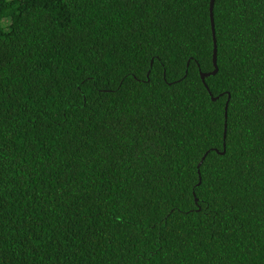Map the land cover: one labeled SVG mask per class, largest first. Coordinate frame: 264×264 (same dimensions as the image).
<instances>
[{
    "label": "trees",
    "instance_id": "1",
    "mask_svg": "<svg viewBox=\"0 0 264 264\" xmlns=\"http://www.w3.org/2000/svg\"><path fill=\"white\" fill-rule=\"evenodd\" d=\"M208 1L0 0V264H264V0L214 101Z\"/></svg>",
    "mask_w": 264,
    "mask_h": 264
},
{
    "label": "water",
    "instance_id": "2",
    "mask_svg": "<svg viewBox=\"0 0 264 264\" xmlns=\"http://www.w3.org/2000/svg\"><path fill=\"white\" fill-rule=\"evenodd\" d=\"M212 2H213V0H209L208 1V21H209V29H210V35H211V41H212L211 58H210L212 70L210 72H208V73L198 72V76H199V79H200L204 89L206 90L210 100L214 101L217 97L211 98L206 86L203 84V79L204 78H206L208 76H212L216 72V65H215V40H214V34H213L212 15H211ZM150 64H151V61L149 62V67H150ZM147 74H148V71L146 72L145 77H147ZM184 74H185V71H184ZM227 100H228V95L226 97V100H225L224 106H223V119H225V110H226ZM223 127H224V125H223ZM197 184H196V186H197ZM194 202H196L195 199H194Z\"/></svg>",
    "mask_w": 264,
    "mask_h": 264
}]
</instances>
